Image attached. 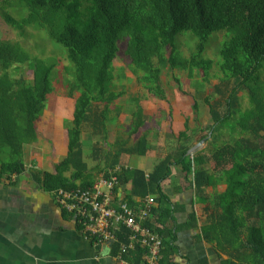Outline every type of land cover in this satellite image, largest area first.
I'll return each instance as SVG.
<instances>
[{
  "label": "trees",
  "instance_id": "16d2710c",
  "mask_svg": "<svg viewBox=\"0 0 264 264\" xmlns=\"http://www.w3.org/2000/svg\"><path fill=\"white\" fill-rule=\"evenodd\" d=\"M9 1L0 0V4L8 5ZM14 4L20 13H27L19 20L5 13L6 22L22 35L25 28L32 26L48 28L53 42L65 50L74 69L68 97L78 94L73 98V121L65 128L67 156L56 166L55 174L34 170L32 180L51 194L60 189L85 190L95 184L84 158L82 134L86 125L94 137L106 134L108 113L121 97L111 90L120 42L127 40L125 54L138 83L159 100L166 99L160 83L166 66L178 71H200L207 81L216 65L224 75L218 86L234 82V87L225 99L223 115L216 109L220 101L209 104L210 98L205 99L213 125L198 142L210 136L211 143L216 144L224 131L229 141L215 146L210 157L202 151L191 157V147L186 142L194 138L195 131L189 135L186 130L178 136L180 146L151 174L124 168L117 171L123 154L142 157L148 152L143 110L137 106L128 141L117 142L114 160L106 170L99 166L96 170H101L107 180L112 175L118 177L115 194L120 186L131 183L129 195L123 200L116 197L114 202L134 208L138 205L135 198L142 201L153 197L159 203V211L153 209V215L165 213L166 218H171L172 212L166 206L168 198L161 184L171 176V167L180 165L187 176H193L199 199L208 187L225 185L226 190L214 198L206 211L202 234L222 248H248L249 260L264 264V0H15ZM183 32L198 40L196 53L190 58L180 52L177 38ZM218 32L227 33L228 39L219 51L220 61L215 63L203 53L210 36ZM27 63L33 71L32 84L10 74L11 69ZM56 67L54 62L32 59L21 47L0 40V182L11 181L14 175L26 171L23 148L37 141V120L53 93ZM219 87L216 93L223 95ZM241 90L248 91L250 97L251 108L245 111L238 106ZM101 104L103 109L99 108ZM193 109H197L196 104ZM205 165H210L212 175L202 168ZM145 225L163 240L160 264H171L174 235L158 231L150 220ZM128 237L129 231L121 227L114 253L127 243ZM145 254L146 250L138 247L127 258L141 264Z\"/></svg>",
  "mask_w": 264,
  "mask_h": 264
},
{
  "label": "crops",
  "instance_id": "0c3cea01",
  "mask_svg": "<svg viewBox=\"0 0 264 264\" xmlns=\"http://www.w3.org/2000/svg\"><path fill=\"white\" fill-rule=\"evenodd\" d=\"M133 99L138 101L136 98L130 101L133 102ZM63 103L61 101L60 106ZM141 106L148 152L142 157L123 154L116 168L139 170L149 175L180 146L179 134L188 130L190 135V131L194 130L193 111L184 112L178 106L172 110H152ZM49 111L51 109L47 107L45 113ZM129 112V118L124 113L110 118L106 124V134L101 137H94L92 131H83L82 147L87 145L92 149L89 157L94 163H86L92 170L91 176L95 183L104 177L100 171L103 168L106 170V166L114 160L117 142L128 141L134 110ZM64 121L63 115L58 114L57 110V115L50 123L53 127H48L46 138H40L37 130V141L24 146L26 171L14 175L11 181L0 182V264H116L115 244L96 245L86 241L73 219L57 205L54 195L45 192L32 180L31 173L34 170L55 174L56 166L67 156ZM192 139L190 137L186 142L190 150L196 146L192 145ZM195 153L188 152V155L192 157ZM95 166L101 170H95ZM202 168L213 174L208 165ZM161 187L168 198L166 206L172 216L166 218L165 213L160 212L161 215H153L150 222L158 231L174 235L175 253L169 258L171 264H259L249 260L251 254L248 248L243 250L240 245L237 250L222 248L216 242L207 241L202 234V227L208 217L206 211L211 208L214 198L226 190L225 185L208 187L199 199L193 176H187L182 167L177 165L171 167V176ZM131 189V183L120 186L113 200L116 197L125 199ZM134 201L139 205L144 200L135 198ZM117 204L113 202L114 206ZM154 209L159 211L158 202Z\"/></svg>",
  "mask_w": 264,
  "mask_h": 264
},
{
  "label": "rangeland",
  "instance_id": "374dc122",
  "mask_svg": "<svg viewBox=\"0 0 264 264\" xmlns=\"http://www.w3.org/2000/svg\"><path fill=\"white\" fill-rule=\"evenodd\" d=\"M14 3L15 0H10L8 5L2 6V3L0 4V40L21 47L32 59H41L57 64L52 81L54 90L48 96L46 103V108L48 107L51 111L45 113L44 110L43 114L37 120L38 134L40 138H46L45 135L47 134L48 127H53L50 123H52L54 117L57 115V110L58 114L63 115L65 126H69L73 121L74 107L72 104L75 101L73 98H76L78 94L76 93L73 98L68 97V82L72 80L74 69L68 60L65 50L57 47L53 42L48 28L41 29L32 26L25 28L24 35H22L19 30L6 22L4 17L5 13L17 20L27 13L26 11L20 13V10L17 9ZM226 39H228V35L225 32H218L211 35L203 57L215 63L220 61L219 51ZM177 40L178 43L180 42V52L183 57L190 58L196 53L198 40L191 33L183 32ZM126 48L127 40L119 43V53L113 65V84L111 90L115 93H120L121 97L111 106V111L108 113L109 119L115 115L119 116L121 113L128 114L129 118V111L131 109L135 110L137 106L142 109L141 105L152 110L154 108L172 110L178 106L184 112L185 110L193 111V118H190H192L194 130L190 131V134L192 135L195 131L192 145L197 146L200 144L196 152L202 151L206 157H210L215 150V146H219L222 141H229L230 136L224 131L225 135H222L216 144L211 143L209 135L208 140H202L205 142H198L202 136L210 132V128L213 125L209 104H213L217 100L220 101L221 105L216 107V109L223 115L226 110L225 99L228 97V92L234 87V82H231L228 86H224L223 84L221 87L218 86L224 76L218 66L215 65L209 72L207 81L203 80V73L200 71H178L166 66L163 68L160 77L161 87L166 95V99L159 100L151 96L138 83L136 75L133 74L131 69L130 60L125 54ZM10 74L14 79H23L26 83H33V71L28 63L11 69ZM217 87L222 88L223 95L216 93ZM132 98H136L138 101L136 102L133 99V102H131L130 99ZM207 98H210L209 104L205 102ZM61 101H64L62 106H60ZM195 104L197 106L196 110L193 109ZM238 106L241 111L251 108L248 91L241 90L238 93ZM99 108L103 109L104 104L99 105ZM90 130V127L86 125L84 132L90 133ZM83 147L85 161L89 165L94 163L89 157L92 149L88 148L87 145ZM100 166L102 167L103 164L101 163ZM94 169L96 170L97 167L95 166Z\"/></svg>",
  "mask_w": 264,
  "mask_h": 264
},
{
  "label": "built area",
  "instance_id": "2783aa9c",
  "mask_svg": "<svg viewBox=\"0 0 264 264\" xmlns=\"http://www.w3.org/2000/svg\"><path fill=\"white\" fill-rule=\"evenodd\" d=\"M118 183V177L112 175L109 180L102 177L85 190L60 189L53 195L57 205L73 219L85 240L90 243L116 244L120 228L124 227L129 231L127 243L120 245L114 257L116 264H134L127 260V256L138 247L146 250L141 264H159L163 240L145 225L153 216L155 199L147 197L134 208L124 202L114 206V191Z\"/></svg>",
  "mask_w": 264,
  "mask_h": 264
},
{
  "label": "water",
  "instance_id": "95a60500",
  "mask_svg": "<svg viewBox=\"0 0 264 264\" xmlns=\"http://www.w3.org/2000/svg\"><path fill=\"white\" fill-rule=\"evenodd\" d=\"M203 142H205V141H202V143H203ZM199 145H200V144H198L197 146H195L192 150L189 151V153H190V152H194V151H196V150H197V147H198Z\"/></svg>",
  "mask_w": 264,
  "mask_h": 264
}]
</instances>
